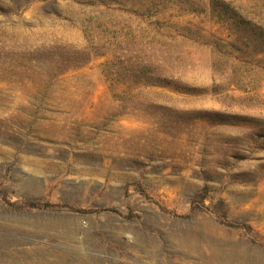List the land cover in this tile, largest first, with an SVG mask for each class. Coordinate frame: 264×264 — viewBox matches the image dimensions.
I'll use <instances>...</instances> for the list:
<instances>
[{
	"label": "rangeland",
	"instance_id": "1",
	"mask_svg": "<svg viewBox=\"0 0 264 264\" xmlns=\"http://www.w3.org/2000/svg\"><path fill=\"white\" fill-rule=\"evenodd\" d=\"M0 264H264V0H0Z\"/></svg>",
	"mask_w": 264,
	"mask_h": 264
}]
</instances>
